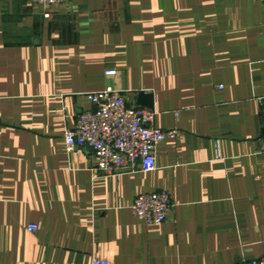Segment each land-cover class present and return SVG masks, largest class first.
I'll list each match as a JSON object with an SVG mask.
<instances>
[{"label": "crops", "instance_id": "crops-1", "mask_svg": "<svg viewBox=\"0 0 264 264\" xmlns=\"http://www.w3.org/2000/svg\"><path fill=\"white\" fill-rule=\"evenodd\" d=\"M110 86L131 106L151 96L153 126L176 132L150 173L95 174L91 153L66 151ZM263 129L260 0H0V264L259 259ZM160 191L166 220L137 219L134 199Z\"/></svg>", "mask_w": 264, "mask_h": 264}, {"label": "built area", "instance_id": "built-area-1", "mask_svg": "<svg viewBox=\"0 0 264 264\" xmlns=\"http://www.w3.org/2000/svg\"><path fill=\"white\" fill-rule=\"evenodd\" d=\"M42 7H53L73 0H29ZM264 3V0H260ZM104 75L115 78L117 71L107 70ZM94 109L81 113L71 129L64 134L68 152L83 150L92 155L95 174L108 175L117 171L150 173L156 168L155 153L166 139L176 136L175 131H163L153 126L155 113L147 108L131 106L124 95L113 87L88 95ZM264 148V143H263ZM170 209L166 191L138 195L132 205L133 215L149 224L160 225ZM36 227L29 228L30 231ZM91 264H111L95 258ZM242 264H264V255Z\"/></svg>", "mask_w": 264, "mask_h": 264}, {"label": "water", "instance_id": "water-1", "mask_svg": "<svg viewBox=\"0 0 264 264\" xmlns=\"http://www.w3.org/2000/svg\"><path fill=\"white\" fill-rule=\"evenodd\" d=\"M136 105L152 110L153 109L152 97L144 94L143 92H140L137 94Z\"/></svg>", "mask_w": 264, "mask_h": 264}, {"label": "rangeland", "instance_id": "rangeland-1", "mask_svg": "<svg viewBox=\"0 0 264 264\" xmlns=\"http://www.w3.org/2000/svg\"><path fill=\"white\" fill-rule=\"evenodd\" d=\"M67 130H68V129H67ZM67 130H66V131H67ZM66 131H65V132H66ZM64 134H65V133H64ZM66 151H67V149H66ZM67 152H68V151H67ZM68 153H70V152H68ZM29 228H33V227H29ZM35 230H36V229H33L32 231H35ZM29 231H30V230H29Z\"/></svg>", "mask_w": 264, "mask_h": 264}]
</instances>
